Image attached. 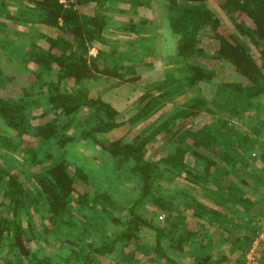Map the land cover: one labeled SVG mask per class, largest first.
I'll return each mask as SVG.
<instances>
[{"label": "trees", "instance_id": "16d2710c", "mask_svg": "<svg viewBox=\"0 0 264 264\" xmlns=\"http://www.w3.org/2000/svg\"><path fill=\"white\" fill-rule=\"evenodd\" d=\"M29 1L38 11L39 22L53 30L48 50L34 40L27 45L0 41V47L23 67L34 64L29 72L39 81L55 65L58 67L55 80L44 84L42 98L25 93L21 99L11 100L0 91V264H100L101 258L108 255L113 257V264H139L137 253L143 250L140 243L136 241L130 250L127 246L141 226L154 230L155 251L165 264H177L160 244L167 236L164 229L137 212L145 199H154L155 204L168 211V218L175 216L177 220L171 224H180L181 232L175 240L180 249L187 242L197 244L196 223L225 228L232 225L234 215L251 210L258 198L252 199L248 189L251 187L245 186L249 178L238 175L235 167L247 161L246 157L254 159L258 141L235 122L260 113L254 133L264 132V102L259 101L264 95V0H216L235 30L216 15L210 5L213 0H164L168 27L176 36L175 59L184 63L187 73L181 78L167 76L148 83L139 97L138 110L127 120L126 131L111 138L99 135L123 124L117 120L118 111L102 98L82 91L83 86L99 75L119 83L140 78L137 65L119 58L108 59L99 45L104 43L110 27L106 16L112 8L109 3L117 1L121 11H136L149 7L150 0H74L78 5L92 4L91 15L66 7L60 0ZM3 10V18H15L1 7L0 17ZM137 18L131 17V24L139 33L145 32L144 19L136 21ZM205 30L215 43L211 50L202 44ZM93 48L96 55L89 57ZM225 66L230 67L229 78L220 75ZM206 83L215 87L210 99L200 90ZM69 86L73 90L69 91ZM194 87L192 95L179 99ZM37 106L42 107L38 116L59 119L58 130L51 134L52 124L35 130L31 120L36 118L32 112ZM83 112L84 120L91 125L82 130L81 137L90 138L102 153L114 159L117 168L129 166L141 180L137 198L125 209L105 192L79 189L83 180L71 174L61 159L47 158L41 151L44 147L48 153L52 142L64 144L62 134ZM202 114H208L210 119L177 135V120L192 122ZM141 123L144 124L137 133L131 135L130 127ZM6 131L37 136V148L20 149L15 143L11 148L12 137ZM159 135L163 137L161 148L168 150L151 160L147 145ZM18 148L17 155L22 152L20 159L9 154ZM257 157L262 161L264 152ZM47 160L48 164H43ZM162 167L185 181L188 191L178 195L183 204L176 199H158L153 193ZM182 205L191 210L192 219L182 213ZM105 221L121 228L108 233ZM254 238V231L242 238L225 237L231 247L245 249L224 264H245L246 251ZM54 239L64 246L55 256L43 252L40 245L34 247L40 240L49 245ZM225 260L222 257L220 262ZM212 263L207 253L195 254L191 261ZM258 264H264V255Z\"/></svg>", "mask_w": 264, "mask_h": 264}, {"label": "rangeland", "instance_id": "374dc122", "mask_svg": "<svg viewBox=\"0 0 264 264\" xmlns=\"http://www.w3.org/2000/svg\"><path fill=\"white\" fill-rule=\"evenodd\" d=\"M60 2L66 7L72 6L78 9L83 14L91 15L94 11L92 4L78 5L74 3V0H69V2L60 0ZM109 4L112 8L106 11V16L110 27L105 34L104 43L99 45L100 49L105 52V56L108 59L119 58L127 64L137 65L140 78L135 82L124 81L119 83V80L107 79L99 75L84 84L82 91L91 96L100 97L110 103L118 111L117 120L123 123L106 135L100 134V138H111L126 131L127 120L138 110L140 106L139 97L148 83L167 76L181 78L187 73V67L184 63L177 62L175 59L176 36L168 27L164 0H150L149 7H140L136 11L132 9L118 10L117 1H112ZM210 5L220 20L226 22L232 30H235L234 26L224 17L216 0L210 1ZM0 7L6 8L9 15L15 16L14 19H7L6 16L3 18L5 12L4 10L2 11L0 17V27L2 28L0 30V41L27 45L34 40L41 48L48 50L49 39L53 36V30L39 22L38 11L34 9L35 6L32 2L29 0H0ZM131 17H138L136 21L144 19L147 30L139 33L136 27L131 24ZM140 38H142V41L139 40ZM201 39L203 46L208 48V50L214 47L215 43L209 38L207 30L202 32ZM94 55H96L95 48L89 51V57ZM34 67V64H28L27 67H23L6 50L0 47V91L11 100H19L25 93L32 97H44V84L55 80L58 66L55 65L51 71L45 73L40 81L34 79L29 72ZM220 75L229 78L231 75L230 67L225 66ZM6 77L10 78L5 79ZM68 89L69 91L73 90L71 86ZM214 89L215 87L212 83L200 86L201 93L208 99L213 96ZM195 90L196 87L190 88L187 95H183L179 99H186ZM259 101L264 102V95ZM41 111V106L33 107L32 113L36 118H33L31 123L35 130L37 127L39 131L42 130L40 127L45 128L51 124L54 125V128L50 130L52 134V131L59 129L61 122L58 118L51 115L38 116ZM83 115L84 112L77 120L71 121L72 127L62 134V139L65 140L64 144L52 142L49 145L48 153L43 150L44 147H40L41 151L47 158L61 159L63 163H66L69 172L78 175L83 180L78 187L79 189L94 193L105 192L108 194L107 196L114 199L116 203L125 209L132 205L137 198L141 188V180L137 174L130 170L129 166L121 169L117 168L114 159L102 153L90 138L81 137L82 130L89 128L91 125L84 120ZM156 116V114L153 115V117ZM260 116L261 114L259 113L235 122L252 140L256 139L258 141L256 143L257 150L252 156L254 159L246 157L247 161L243 160L235 167L238 175H246L249 178L248 184H245V186L251 187V189L249 187L248 189L252 199H258L252 203V208L248 213L234 215L232 225L227 224L225 228H220L216 225L202 226L201 222L196 223L195 228L198 229L197 244L191 243L189 245L187 242L180 249L175 243L181 232L180 224H175V226L171 224L172 221L177 220L175 216L168 218V211L161 209L160 206L155 204L154 199H145L138 205L137 212L144 219L162 227L166 232L167 236L161 239L160 244L168 256L177 264H191L195 254L205 253L212 257V264L228 263V260L239 257L245 247L233 248L230 245V241L226 240L225 237L242 238L243 236L252 235L253 231L255 232V238L250 244V248L253 249L254 257L259 261L260 257L264 255V158L261 161L257 157L259 153L264 152V132L260 135L254 133L255 124ZM209 119L210 116L208 114H202L192 122L187 119L177 120L176 126L179 130L177 135L182 136L184 129L195 127L197 124L207 122ZM143 124L130 127V134L137 133ZM1 126L2 124L0 123V128L2 129ZM1 129L0 131H2ZM5 134L12 137L10 142L13 145L10 146L11 148L15 144L16 146L19 145L20 149L21 147L37 148V136L25 133L22 135L12 134L10 131H6ZM162 144L163 137L159 135L147 145V157L154 160L164 154L168 148L162 149ZM1 151H3V148L0 146ZM9 152V154L16 156L17 159H20L22 155V152H20L19 156L17 155L19 148L17 152L13 150ZM25 155H29V153ZM48 162L47 160L43 164H48ZM31 168L36 170L35 167L31 166ZM152 191L158 199L172 200L174 202L176 199L177 203L183 204V201L178 200V195L186 193L188 189H186L185 181L180 175L162 167ZM208 201V198L204 199L206 204ZM180 208L187 219H192L191 210L183 205ZM103 223L108 233H114L121 228V226L114 225L109 221ZM136 241L140 243L139 245L143 249L137 253V256L140 257L139 264H165V260L159 257L155 251L156 239L154 230L141 226L136 232V237L127 246V250L132 249ZM34 245V247L40 245L43 252L54 256L61 249H64L63 243L55 239L50 240L49 245L44 244L42 240ZM222 257L226 259L225 262H220ZM113 262L114 259L111 255L104 256L100 260V264H113Z\"/></svg>", "mask_w": 264, "mask_h": 264}, {"label": "built area", "instance_id": "2783aa9c", "mask_svg": "<svg viewBox=\"0 0 264 264\" xmlns=\"http://www.w3.org/2000/svg\"><path fill=\"white\" fill-rule=\"evenodd\" d=\"M245 264H258V259L254 257L252 248H250L246 253Z\"/></svg>", "mask_w": 264, "mask_h": 264}]
</instances>
